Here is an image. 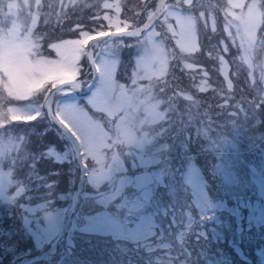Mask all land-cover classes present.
Masks as SVG:
<instances>
[{"label": "snow or ice", "instance_id": "obj_1", "mask_svg": "<svg viewBox=\"0 0 264 264\" xmlns=\"http://www.w3.org/2000/svg\"><path fill=\"white\" fill-rule=\"evenodd\" d=\"M22 6L24 20L19 28L14 29L11 21H0V150H16L0 158V174L9 177L0 206L13 222V228L2 234L31 235L33 225L35 230L55 226L59 231L65 218L75 213L87 220L82 232L93 231L90 225L103 221L109 227L98 230L112 232L105 242L119 244L120 237L135 234L151 220L143 215L150 203L158 207L166 200L171 225L184 226L175 236L180 251L169 259L172 264H188L185 245L192 235L207 241L206 233L196 226L216 220L218 208L216 197L193 184L195 169L185 146L204 140L202 151L220 152L249 119L259 122L258 113L264 109V60L257 63L256 56L264 54V0L222 4L211 0H68L65 4L59 0L58 5L55 0H22ZM218 13H223L222 30L227 35L209 45L218 61V67H213L223 76L213 86L209 71L190 61L203 54L197 39L201 26L207 28L211 21L215 32ZM53 15L59 34L39 32L38 23L48 24ZM65 20L67 27L61 23ZM226 40L240 53V67H246L245 87L238 94L230 75L239 73L228 71ZM37 48L39 56L34 52ZM45 48L53 49L56 58L46 56ZM124 48H135L134 61L131 55L121 58ZM213 51H207V56L213 58ZM194 69L201 75L199 91L211 89L215 104L182 86L185 76L196 79L186 71ZM41 119L55 122L80 146L81 188L59 197L71 201L66 208L52 199L54 181H41L46 193L37 196L27 181L18 179V160L27 155L24 147L29 141L17 129L31 128ZM48 155L62 159L54 150ZM5 168L7 172L2 171ZM125 192L130 193L128 198L122 196ZM226 195L238 196V191ZM35 199L40 202L33 204ZM97 205L104 207L97 209ZM72 227H77L76 221ZM143 235L145 247L150 248L153 232L149 229ZM212 235H217L215 230ZM68 244L72 245L71 233ZM8 250L13 249L0 255V264H5ZM221 264L231 261L224 255Z\"/></svg>", "mask_w": 264, "mask_h": 264}, {"label": "trees", "instance_id": "obj_2", "mask_svg": "<svg viewBox=\"0 0 264 264\" xmlns=\"http://www.w3.org/2000/svg\"><path fill=\"white\" fill-rule=\"evenodd\" d=\"M11 1L16 3L14 8L11 9V13L2 11L0 21H11L13 26L17 25L19 28L24 20L22 0ZM44 2L48 3L49 0ZM55 2L59 4V0ZM80 2L88 3L94 0H80ZM211 2L222 4L226 3V0H211ZM64 3L67 4L68 0H64ZM222 16L223 13L217 14L215 32L212 30L211 21L207 28L201 26L197 39L202 45L203 54L196 55L195 61H190L199 63L201 69L209 71V82L213 86H218L223 81L222 74L213 67V65L218 67V61L214 59L216 53L209 47L210 44H216L220 39L226 38L227 34L222 30ZM121 18L123 19V16ZM61 23L67 27L69 21L65 20ZM37 29L41 33L59 34L60 25L53 15L48 24L41 20ZM226 42L230 46V52L225 54V59L229 61L228 71L230 74L239 73L230 75L234 83V93L238 94V90L245 87L246 67H240V53L230 41L226 40ZM127 43L134 44V41L129 40ZM207 51H213V58L207 56ZM34 52L36 56L41 54L38 48L34 49ZM44 54L50 58H56L53 49L45 48ZM130 55L134 61L135 48L131 51L124 48L121 58L127 59ZM232 57H237V60L234 62ZM256 60L257 63L264 60V54L258 53ZM186 71H191L196 79L193 81L185 76L182 86L198 99L215 104L217 101L213 99L211 89L207 92L199 91L197 87L201 82L199 72L195 69ZM258 121L255 123L249 119L235 134L236 139L233 140L232 136H229L231 142L220 152L202 151L201 145L205 144L204 140L193 141L185 146L191 157V166L195 169L192 181L200 179L203 189L216 197L215 204L218 208L215 213L216 220H207L202 225L196 226L197 231L202 229L206 233L207 241L196 240L192 235L185 245L190 253L188 264H221L224 255L231 264H244L245 260L248 264H264V220L261 219L264 214V109L258 113ZM32 125L31 128L17 129L18 134L26 136L29 141L24 147L27 155H21L18 160V179L27 181L31 193L37 196L46 193V188L41 181L44 184L54 181L55 189L52 199L58 206L66 208L70 200H60L59 197L75 191L78 186L77 179L79 181L81 174L73 146L68 137L50 119L34 121ZM224 134L228 135L229 129L225 128ZM50 150H54L62 159L57 160L55 156H49ZM15 151V149L0 150V158L12 156ZM173 156L175 158L176 154L174 153ZM175 163L179 165V158H175ZM2 171L7 172L8 169L5 168ZM228 174L232 176L227 177ZM184 175L185 177L188 175L187 168ZM8 181L7 175L0 174V201L3 199V192L7 190ZM227 191H238V196H227ZM181 192L186 194L183 190ZM122 196L128 198L130 193H122ZM38 202H40L38 199L32 201L33 204ZM103 207L96 206L97 209ZM84 213L88 214L87 207L84 208ZM91 214L95 215V210ZM143 215L151 217L150 221H145L139 226V229L144 227L146 231L151 229L153 232L150 248L145 247L144 235L137 232L139 229L135 230L133 235L120 237L122 243H107L105 237L110 239L112 232L98 230L109 227L107 224L97 221L90 225L93 231L82 232L81 229L87 220L75 216L74 221L77 227L73 228V223L69 227L72 245L68 244V236L67 240L60 245L56 255L49 260H39L33 264H66L69 261L78 262V264H172L169 257L180 251L179 242L175 236L183 230L184 226L179 223L171 225L166 211V200H162L158 207H153L150 203L143 210ZM177 219L179 220V217ZM41 223L43 224V221ZM12 228L11 218L3 214V208L0 206V255H3L7 248L13 249L8 250L4 256L5 264H18L23 259L47 251L56 236L51 235L49 231H52L55 226L35 230V225L31 235L24 231L11 237L2 234ZM214 230L217 233L216 236L212 235ZM38 244L41 246L39 247ZM165 245H168V248H165ZM181 259L184 257L181 256ZM176 264L179 262L177 261Z\"/></svg>", "mask_w": 264, "mask_h": 264}, {"label": "water", "instance_id": "obj_3", "mask_svg": "<svg viewBox=\"0 0 264 264\" xmlns=\"http://www.w3.org/2000/svg\"><path fill=\"white\" fill-rule=\"evenodd\" d=\"M71 136V135H70ZM72 137V136H71ZM72 139L75 141V139L72 137ZM75 143H76V146H77V150L78 151H80V146H79V144L75 141ZM69 221H70V218H67V220H66V223H65V225H64V229L62 230V232H61V234H60V237H59V239H58V241H57V244H56V246H55V248H57L58 247V244L64 239V237H65V235H66V230H67V227H68V225H69ZM51 252L52 251H49L46 255H49V254H51Z\"/></svg>", "mask_w": 264, "mask_h": 264}, {"label": "rangeland", "instance_id": "obj_4", "mask_svg": "<svg viewBox=\"0 0 264 264\" xmlns=\"http://www.w3.org/2000/svg\"><path fill=\"white\" fill-rule=\"evenodd\" d=\"M228 176H232V175H231V174H228L227 177H228ZM192 182H193V181H192ZM193 184L196 185L198 188H203V185H201L202 182L200 181V179H196L195 182H193ZM49 231H50V230H49ZM38 246L40 247L41 245L38 244Z\"/></svg>", "mask_w": 264, "mask_h": 264}]
</instances>
